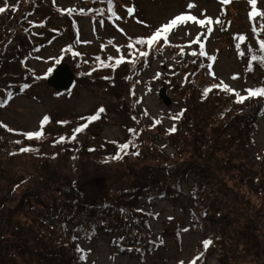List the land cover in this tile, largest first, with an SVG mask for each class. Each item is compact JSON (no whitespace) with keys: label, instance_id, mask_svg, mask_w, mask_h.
Instances as JSON below:
<instances>
[{"label":"rangeland","instance_id":"rangeland-1","mask_svg":"<svg viewBox=\"0 0 264 264\" xmlns=\"http://www.w3.org/2000/svg\"><path fill=\"white\" fill-rule=\"evenodd\" d=\"M52 1L45 0L43 3V1L37 0L34 6H39L37 10L40 15H35L34 19V15L31 17V20L37 23L41 21V17L44 18L47 21L43 29L44 34L47 35V38H57V41L49 46L45 53L41 51L39 60L29 63L33 69L37 70L39 74L41 73V83L38 81L39 79H35V74L24 69L21 62L23 55L17 57L11 54V51H18V49L10 50L7 54L9 60L6 59L7 64L1 70L5 77L1 76H3L4 84L5 82L16 84L18 90L17 97L11 105L0 112L1 120L9 124V128L12 129V131L7 130L8 133L15 134L16 131L36 130L42 117L49 113L52 122L56 123H52L50 126L49 135H58L60 132L71 134L76 127L86 122L81 119L82 117L94 115L99 108L103 107L105 112L100 114L101 118L89 124L83 133L76 134L80 135L79 140L72 146L73 149L69 148L71 152H80L79 162L75 165L81 170L79 175H83L85 178L79 182L75 178V186L83 188V192L86 193L84 197L92 200L88 205L94 208L92 213L96 218L103 213L100 207L95 209L96 205L113 206L117 210H115L116 212H130L138 223L133 232L137 231L139 236L137 238L142 239L147 245H143L141 242L140 244L126 243L123 241L122 233L109 234L100 227L95 231L94 237L89 239L77 233L76 225L67 221L63 225L62 233L71 239L76 237L73 243L88 253L87 259L81 260L79 264L187 263L196 242L203 237V233L210 232L212 229L209 226L199 233L191 228L190 211L193 207V194L200 177L195 173H190L189 178H185L180 183L181 193L178 198L161 196L160 192L156 193L155 191L150 201L141 200L138 202V206L132 202L138 208L143 205L149 212L150 215L143 218L147 226L137 221L139 213L131 203H125L121 197L140 187L139 182L151 183L157 171L164 170L169 161L168 158L176 150L174 139L168 138L163 130L173 126L172 117L183 106V96L177 87L181 85V79L191 75L200 90L210 83H219L221 80L229 87L242 93L245 89L264 87V70L258 62L251 61V53L248 52V48L251 47L259 54L257 39L264 38V32H261V35L257 37L252 31V27L255 24L259 30L261 18L257 17L255 21L250 20L251 6L248 0H231L226 5H222L220 0H117L121 9L119 13L121 12L122 15L119 14V17L123 18L124 23L118 21L115 24L106 23L101 26L93 24L92 21L95 17H99V10L105 0H56L58 6L66 13L69 8H83L90 5L87 17L80 22L82 39L81 45L76 48V51L81 54L82 63L78 64L76 59L68 60L75 71L77 70L75 77L77 87L74 91L57 99L47 83L42 81L46 79L43 76L51 66L53 67L56 59L64 58L67 55V52L62 51V47L72 43L74 37L71 30L68 29L65 32L64 27L68 21L61 17L60 11L61 16L53 9ZM190 3L195 4L196 7L188 9ZM2 5L3 2L0 3V6ZM128 7L135 8L133 14L136 17L131 20L128 17H132L133 14L128 15ZM257 8L264 12V0H257ZM181 13L195 15L198 19L212 18L213 20L210 33L207 31L208 26L201 29L198 25L189 22L169 34L168 42L181 45L192 42L199 35V42L204 44L207 54L202 66H196L193 63L194 58L188 54L189 51H195L194 45L190 48L185 46L186 54L182 57L184 64L180 66L173 60L170 50L164 52L166 44L161 41L155 48L162 56H157V59L148 58L147 69L138 68L135 72H129L128 67H115L113 70L114 61L109 62L107 58L111 56L116 59L121 53L127 56L129 53L127 44L130 38L134 40V36L136 38L149 36L159 25ZM65 16L69 17L70 15L66 14ZM217 19L221 21L220 24L215 23ZM137 20L142 23H136ZM145 24L148 27H145ZM35 28H37L36 33L38 34L39 27L31 28L30 33ZM2 32L0 35L6 39L9 34L6 36L3 30ZM237 35L246 37V41L241 44L240 48V51L245 53L243 57L239 55L236 48V44L240 43L234 39ZM1 40H3L2 37H0ZM40 43L42 42H33L29 38L23 40L25 47H30V45L36 47ZM15 46L16 44L9 43L8 49ZM117 47L121 48L119 53L116 51ZM0 51H3L2 44H0ZM213 55L216 56L215 62L207 59V56ZM97 56L112 66L100 67L99 61L95 59ZM1 57H3L2 54H0ZM141 63L139 62V67H141ZM249 63L253 67L251 72L247 71ZM209 64H212L211 72L214 73V76L209 74ZM77 65L79 66L77 67ZM163 65H166V69ZM171 68L174 70L172 71ZM89 72L91 75L87 74ZM157 73L160 74L159 78H156ZM234 75L239 78L233 80ZM170 76H176L173 87L163 84L164 80L171 82ZM25 83L30 87L21 92L19 89ZM162 89L166 91L169 103H166L160 96L159 93ZM133 90L134 95L132 94ZM5 94L0 90L1 100ZM222 104L219 105V110L223 108ZM145 111L148 115H144ZM133 117L136 119L134 120ZM156 120L160 121L159 131L155 128L158 125L154 124ZM131 129H135V132H131ZM2 132L0 130L1 134ZM250 133L252 140L246 137L247 148L244 158L254 164L264 155V112L256 120V125ZM5 135L4 133L3 136ZM6 137L8 138L6 148L9 149L11 146L9 141L17 138L11 135ZM130 141L136 147L130 146L129 152L138 150L140 151L138 156L131 155L132 157L123 165L112 162L110 165H103L106 158L114 156L119 151L118 144ZM89 149H94V151H89ZM13 165V159L8 156V151H0V189L6 190L9 183H14L19 178L17 173L20 175L21 170L17 172L16 169H11L13 174L9 173V167ZM60 166L70 171L66 157L62 158ZM242 175L250 180L255 177L256 173L253 168L251 170L242 167ZM172 182L174 181L169 180L168 183ZM228 184L232 185V182ZM103 188L106 191H103ZM13 205L17 206L12 203L10 207ZM30 206L38 208L36 201H31L28 208ZM29 212L30 210L26 213ZM196 212L198 211L196 210ZM68 213L70 214L67 217H72L76 211H68ZM170 217L171 219H169ZM32 218L33 216L30 220ZM18 220L20 222V219L16 217L15 221ZM21 225L27 226L22 223ZM186 228L188 231H184ZM9 233L13 235L12 231ZM21 236H24V233H21ZM20 240L19 244H22L24 237H21ZM122 244L124 247L119 248ZM14 246L17 247V244ZM36 252L38 251L35 250L29 254V262L26 264L34 263L37 260ZM17 253H19V257L15 264H20L19 260L23 256L20 252ZM216 256L219 255L216 254ZM216 258H211L210 263L215 264Z\"/></svg>","mask_w":264,"mask_h":264},{"label":"trees","instance_id":"trees-1","mask_svg":"<svg viewBox=\"0 0 264 264\" xmlns=\"http://www.w3.org/2000/svg\"><path fill=\"white\" fill-rule=\"evenodd\" d=\"M36 1L18 0L14 6L15 11L11 4L0 6L7 8L4 13H0V32L3 33V30L6 36L9 34L6 39L0 35L3 39L0 41L3 50L0 51L3 55L0 58V83L3 76L5 77L1 70L7 64L6 59L9 60L7 56L11 50L8 49L9 43L17 44L18 51H11V54L18 57L22 50L31 49L23 44V40L27 38L33 42L43 38L44 42H48L51 38H53L51 41H57V38L45 36L43 29L47 21L44 18L41 17L42 22L39 23L31 22L32 15L39 14L37 10L39 6H34ZM70 19L71 22L64 30L69 29L73 32V18L70 16ZM39 24L44 26L39 27L38 34L35 31L30 33L31 28H34L33 25ZM156 45L150 50L148 58L157 59V56H162L156 50ZM181 46L185 50L186 45L168 42L164 49V52L170 50L173 60L180 66L184 64V58L179 56ZM141 50L148 51L147 46H136L134 65L127 63L128 60H133V55L127 53V56L124 55L125 65L118 67H128L129 72H135L138 68L147 69L148 58L145 60L143 57H138V52ZM75 58L78 63L82 59L80 55ZM203 60L202 56L196 57V66H202ZM139 62H142L141 67ZM163 66L166 69V65ZM262 68L264 70V66ZM171 70L173 71L174 68ZM170 78L171 82L164 80L163 84L173 87L176 76ZM180 83L181 85L177 87L183 96V106L178 113L183 111L184 115L179 120H173V126L177 129L175 133L168 132L173 126L163 128L165 135L174 139L176 150L168 158L164 170L159 169L151 183L139 182L140 187L127 192L121 198L125 203L133 205L140 215L137 221L147 226L143 218L150 214L143 205L136 207L138 202L150 201L155 191L160 192L161 196L178 198L181 193L180 183L185 178H189L190 173H195L200 180L193 194V207L190 211L191 228L199 233L209 226L212 229L203 233V237L196 242L185 264H193V261L195 264H211V258L215 257H217L215 264H264V155L254 164L244 158L247 148L246 137L252 140L250 132L252 128L254 129L256 120L264 112V98H253L243 104H237L233 95L224 93L219 88H213L207 98L202 96L205 88L218 83H210L200 90L191 75L187 76V81L185 78L181 79ZM2 98L3 101H7V96ZM221 103L223 108L219 110ZM50 126V124L44 126V137L41 140L29 141L18 133L20 137L14 136L17 139L9 141L11 144L9 149L6 148L8 139L6 136L12 134L8 133L7 129L0 128L3 131L2 134L0 133V151H8V156L14 162V165L9 167V173L13 174L11 169H16L17 172L21 170L20 175L17 173L19 178L16 182L9 183L6 190L0 189L2 196L0 198V264H15L19 257L17 252L23 256L19 263L26 264L29 262V254L35 250L38 251L37 260L31 264H79L81 253L76 250L78 245L62 233L66 221L76 225V232L89 239L94 237L95 231L100 227L109 234L122 233L123 241L126 243L141 242L147 245L142 239L137 238V231L133 232L138 223L130 212H116L113 206L96 205L95 209L100 207L103 213L99 214L100 217H95L92 213L94 208L88 205L92 200L84 197L86 193L83 192V188L75 186V178L77 182L85 179L83 175H79L81 170L75 165L79 162L80 152L70 151L80 135L75 142L66 140L65 143H57L60 137L70 138L73 133L60 132L58 135H49ZM155 128L159 131L161 126L158 124ZM17 140L20 141L19 144L15 143ZM22 147H30L38 151L21 153ZM62 154L64 155L61 156ZM63 157L68 159L70 171L63 166L59 167ZM131 157V154H128V157L123 155L121 161L109 160L103 165H110L111 162L123 165ZM242 167L251 170L253 168L255 177L250 180L243 177ZM101 168L104 169L103 166ZM164 178L168 182L169 180L174 182L168 183L163 180ZM229 182H232V185H229ZM103 191L106 190L103 188ZM31 201H36L38 208L32 206L28 208ZM12 203L17 206L10 207ZM28 210L30 212L26 213ZM68 211H76V214L67 217L70 214ZM16 217L20 222L15 221ZM21 223L27 226L23 227ZM11 231L13 235L9 233ZM20 232L24 233V236H21ZM21 237H24V240L19 244ZM208 239L213 243L205 251L203 241ZM15 244L17 247L14 246Z\"/></svg>","mask_w":264,"mask_h":264},{"label":"snow or ice","instance_id":"snow-or-ice-1","mask_svg":"<svg viewBox=\"0 0 264 264\" xmlns=\"http://www.w3.org/2000/svg\"><path fill=\"white\" fill-rule=\"evenodd\" d=\"M231 0H220V3L222 5H226L228 3H230ZM250 6H251V11L249 12V18L250 20L255 21L257 17L261 18V23L259 25V30L257 29L256 25L253 24L252 27V31L253 33L259 37L261 35V32H264V12H261L258 10L257 8V0H248ZM53 3H55V0H53ZM196 5L195 4H188V9H192L195 8ZM115 8V4H114V0H107V12L111 13V15L113 17H115L116 20L121 19V17H119L117 15V13L114 11ZM7 10L6 7H0V13H4ZM15 7L13 8V11H15ZM58 11L61 12V14L63 13V10L58 9ZM74 11H76V9L74 8H69L67 10V14L71 15ZM135 11L134 7H128L127 8V13L129 16H131ZM83 11H81V15H83ZM101 15H103L104 13L101 11L100 13ZM189 22H191L194 25H198L201 29L207 27V31L208 33H210L212 31V27L211 25L213 24V20L212 18H202V19H198L195 15H186V14H177L174 17L170 18L166 23L159 25L149 36L147 37H141V38H136L134 40H132L130 38L129 43L127 44V48L129 49V55H133V60H128L127 63L130 65H134V60H135V55L136 54V46H147L148 51H144L141 50L138 52V57H143L145 60H147L148 56H149V52L150 50L153 49L154 45H156L157 43H159L160 41H163L165 44L168 43L169 40V34L175 30L180 28L181 26L187 25L189 24ZM136 23H142L140 20H137ZM216 24H220L221 21L219 19L215 20ZM101 24H103V21H101ZM34 27H43V24H39V25H33ZM145 27H148L147 24L144 25ZM234 39H236L237 41H239L240 43L236 44V48L237 51L239 53V55L241 57H243L245 55L244 51H240L241 48V44H243L246 41V37L244 35H237L236 37H234ZM200 40V36H196V38L192 41V43H196ZM79 42V41H77ZM257 44L259 46V54H257L251 47L248 48V52L251 53V61L253 62H258L260 65L264 66V38H258L257 39ZM191 45H189L190 47ZM37 51H39V49H37ZM63 52H70L72 57H76L81 55L79 52L77 51H73L71 46L66 47L65 49H62ZM116 51L119 53L121 51V49L119 47L116 48ZM192 57H197V55L199 54V56H206V52L204 49V44L200 43L199 45V53H197V51H191L189 53ZM185 55L184 52V47H180V51H179V56L183 57ZM61 59H56L55 60V64L59 65L61 63ZM97 61H99L100 67L103 68H107L110 67V63L111 61H113V57H108V61L109 62H105L104 60H101V58L99 56H97L95 58ZM207 59L210 61L215 62L216 60V56H207ZM125 61V57L124 55H120L119 58H116L114 60V66H113V70H115V67H118L122 64H124ZM193 63H195V61H193ZM79 65H77L78 67ZM209 68V74L214 76V73L211 72V68H212V64L208 65ZM247 71L251 72L253 71V67L252 64L249 63L248 67H247ZM53 72L52 68H49L47 73L45 74V76H51ZM88 75H91V72L87 73ZM160 74L157 73L156 74V78H159ZM37 79H40L41 77H36ZM107 78V77H106ZM239 77L234 75L232 77L233 80L238 79ZM129 79H131V77H129ZM185 81H187V76L185 77ZM30 87L29 84L25 83L22 88L20 89L21 92L25 91L26 89H28ZM213 88H219L222 92L224 93H228L231 94L235 97V103L237 104H243L246 100L249 99H253V98H264V87H258V88H249V89H245V93L246 95H242L239 91H235L233 88L229 87L227 84H225L222 80L218 83L213 85L212 87L209 88H205L203 90L202 96L204 98H207V96L209 95L210 92H212ZM132 94L134 95V90L132 91ZM7 96V101H10L13 99V93L11 91H8L6 93ZM7 101L4 102H0V108H4L7 106ZM105 109L103 107L99 108L97 113L94 115H89L86 117H82L81 119L86 121L85 123H83L81 126L76 127L73 130V135L70 138H65V137H60L59 140L57 141V143H65L66 140H70L72 142H75L77 139V135L78 133H83L85 131V129H87L89 127V124H91L94 121H98L101 117L100 114L104 113ZM144 115H148L147 111H145ZM184 113L183 111H181L180 113H178L177 115L173 116L172 119L173 120H179L181 117H183ZM133 119L135 120L136 118L133 117ZM50 123V118L45 115L41 121L40 124V130L39 131H34V132H28V133H19V135H23L27 140L31 141L33 139L35 140H41L44 137V126ZM160 121L156 120L154 121V124H159ZM0 128H5L8 131H12V129L7 128V125H4L2 123H0ZM176 127L173 126L172 128H170L168 130L169 134L171 133H175L176 132ZM131 132H135V129H131ZM15 143L19 144L20 141L17 140L15 141ZM113 143H115L113 141ZM131 147H136L134 144H132V142H126L123 144H118L117 148L119 149V151L112 157L106 158V162L108 159L110 160H122L123 159V155L121 153H123L124 155H139V151H132L129 152V149ZM33 151H38V149H33L30 147H22L20 148V152L21 153H30ZM89 151H94V149H89ZM13 155H15V153H12ZM55 158V157H53ZM171 219V217L169 218ZM184 231H188V229H184ZM76 237H73V240H75ZM161 243H163V241L161 240ZM213 241L211 239L205 240L203 241V248L206 251L210 245H212ZM78 252L81 253V260H86L87 259V255L88 253L84 251V249H82L81 247H79V245L77 246L76 249ZM129 251H131V249H129ZM203 255V254H201ZM197 259H199V257H197ZM193 264H195V261H193Z\"/></svg>","mask_w":264,"mask_h":264},{"label":"water","instance_id":"water-1","mask_svg":"<svg viewBox=\"0 0 264 264\" xmlns=\"http://www.w3.org/2000/svg\"><path fill=\"white\" fill-rule=\"evenodd\" d=\"M73 79H74V77H73L71 70L69 69L68 66L64 65L58 69L54 78H52L49 81V84H50V86H52L53 88H55L59 91L66 90L72 86ZM160 94H161L162 98L165 101H167V96H166L165 90H161Z\"/></svg>","mask_w":264,"mask_h":264}]
</instances>
